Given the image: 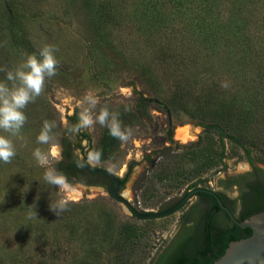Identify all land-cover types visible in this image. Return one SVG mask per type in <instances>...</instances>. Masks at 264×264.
I'll use <instances>...</instances> for the list:
<instances>
[{"label": "rangeland", "instance_id": "374dc122", "mask_svg": "<svg viewBox=\"0 0 264 264\" xmlns=\"http://www.w3.org/2000/svg\"><path fill=\"white\" fill-rule=\"evenodd\" d=\"M96 1L112 12L94 14L83 0H0V68L19 66L46 44L57 47L59 60L57 74L24 109L21 134L10 136L16 156L0 164V264H119L123 224L136 228L134 263L153 264L197 202L192 197L178 212L142 220L65 166L66 187L45 184V171L59 173L65 151L124 178L121 195L140 213H164L189 192L247 171L248 153L264 168V0ZM200 21L206 37L194 32ZM166 50L181 54L170 62L176 71L167 70ZM146 68L159 80L132 70ZM88 94L99 99L95 115L107 107L130 130L112 152L99 149L106 126L70 132L69 118L79 116ZM215 100L249 116L240 133L223 124V142L196 117L214 110ZM45 121L55 126L50 142L40 144ZM37 148L49 154L44 166L33 157ZM90 150L100 151L99 159L90 160ZM60 199L67 207L57 216L49 203ZM91 244L99 251L86 260Z\"/></svg>", "mask_w": 264, "mask_h": 264}, {"label": "flooded vegetation", "instance_id": "af4514ba", "mask_svg": "<svg viewBox=\"0 0 264 264\" xmlns=\"http://www.w3.org/2000/svg\"><path fill=\"white\" fill-rule=\"evenodd\" d=\"M67 153L71 154L69 162L73 161L75 165L71 171L81 175V183L98 185L109 190L108 186L112 181L107 176L91 173L82 165L84 160L79 161L71 152L65 151L66 158L69 157ZM248 164L247 171L227 174L224 179H220L216 188L204 186V189L214 192L221 199L224 208L211 194L199 193L193 196L197 202L183 214L180 228L154 259L155 262L162 259V264H179V260L185 259L207 262L205 264L214 263L234 241V236L246 238L245 229H242L233 218L239 222L244 221L248 217L243 215L260 212L259 208L263 205L261 202L264 201V168L257 166L253 160H248ZM119 179L121 195L125 179ZM235 193L237 196L234 197ZM186 195L170 210L177 207Z\"/></svg>", "mask_w": 264, "mask_h": 264}, {"label": "clouds", "instance_id": "9594fccd", "mask_svg": "<svg viewBox=\"0 0 264 264\" xmlns=\"http://www.w3.org/2000/svg\"><path fill=\"white\" fill-rule=\"evenodd\" d=\"M57 51L55 45L46 44L38 52L27 55L19 66L12 69L0 68V71L5 73L4 79H0V130L9 134H0V164L11 163L16 156V147L10 136L15 137L21 134V129L27 121L24 109L41 95L46 80L57 74L59 64L56 56ZM98 102V97L92 94L83 98L81 104L86 106L82 107L78 123L70 129V132L78 133L82 129H90L95 123H99L109 129V134L112 137L121 141L127 140L131 134L130 130L122 129L117 113L110 112L107 107L102 108L98 115L93 113ZM54 126V122L45 121L37 136V142L48 144L52 139L51 134ZM52 154L58 155L59 153L54 150ZM100 155V151H88L90 160L99 159ZM33 157L39 165L44 166L48 162L49 154L37 148L33 152ZM43 181L58 189L66 187L68 184L67 178L55 169L46 170ZM66 207L67 202L64 199L49 203L50 210L57 216ZM36 215L38 217L37 210Z\"/></svg>", "mask_w": 264, "mask_h": 264}, {"label": "trees", "instance_id": "16d2710c", "mask_svg": "<svg viewBox=\"0 0 264 264\" xmlns=\"http://www.w3.org/2000/svg\"><path fill=\"white\" fill-rule=\"evenodd\" d=\"M83 1H84L83 4H84V7H85V10L90 8V12H92L94 14H101L102 12H106V11L109 12V13L112 12V9H107V6H108L107 2H104V1H99L98 2L96 0H93V2H91V0H83ZM257 1H259V3L261 2V0H257ZM236 6L237 5H235V7ZM205 8L202 9L201 12L204 11ZM234 10L235 9H233V11ZM149 19H150V16L148 17V20ZM204 23H205V21H203V22L200 21L198 26H196V27L193 26V25L192 26L194 28V32L198 33V35L199 34L200 35L203 34V37H206V36H204L205 33L202 31L203 28H201L204 25ZM160 27H161V25H160ZM149 29H150V26H147L145 31L147 32ZM200 39H203V38L200 37ZM196 40H198V39H196ZM196 40L193 39L192 42H195ZM202 52L203 51H201L200 54ZM173 53H175V54H172V53H170V51L166 50V51H164L161 54V57L163 58V60L168 62L167 70L169 68H171L172 64L170 62L173 60V58L177 57V55L181 56V54H178L177 51H173ZM192 56L193 57H191V58L193 59L194 55H192ZM202 56H204L205 58L207 57V55L206 56L205 55H200L199 57L202 58ZM197 58H198V56H197ZM122 59H124V58L122 57ZM186 61H188V59H186ZM188 62L184 63L183 65L187 66ZM190 65H192V64H190ZM176 67H177V65H176ZM176 67L172 66V68L174 69V70L173 69L172 70L176 71L175 70ZM178 68H181V67L179 66ZM191 68H193V67L191 66V67H185L184 68L183 72L187 73V74L184 75L185 78H189L190 72H191ZM132 70H136L137 74L143 80H147V81H151L152 80L151 77H155L153 79H156V77L158 76V74L149 73V70H147V68L144 71H139V69H132ZM178 70H180V69H177V71ZM196 75L199 76V74H196ZM156 80H159V79H156ZM216 85H218V84H216ZM213 104L214 105L217 104V106L215 107L214 110H208V112L207 111L204 112L202 116L199 115V114H197V116H196L197 118H200V120H202V121L206 120V123H204L206 128L208 130H212V131L215 130L216 132H218L220 140L222 142H223L224 138L227 136L226 135V130L222 127L223 124L230 125L229 128H232V129L234 128V130L237 133H240V131L243 129L244 124L249 119V116L247 115V112L246 111L242 112L241 110L234 109L233 106L227 107L226 103H224V101L216 102V100H215L214 103H212V105ZM78 119H79V116L76 114V115L70 117L69 121L71 122L72 126H74V125H76L78 123ZM233 122H236L235 126L233 125ZM236 140L238 141V139H236ZM119 142H120V140L117 139V138L112 137L109 134V130H107L106 133L103 135L101 141L99 142V149H102V150H104L106 152H112L118 146ZM67 156H69V157L66 158V156H65L64 161H62V162L57 164L56 168L59 171V173L61 172V174H63V166H65V168L67 170H70V171L75 168L74 162L73 161L71 163L69 162L70 161L69 158L71 157V154H67ZM248 160H252V157H251L250 153H248ZM63 175L66 176L67 174L64 173ZM124 182H125V180H124ZM3 186L7 187L8 185L4 184ZM111 186H112V183L110 182L108 188L111 187ZM261 204H263V205H261V207L259 208L260 212L264 210V201L261 202ZM250 215H253V213H247V214H245L243 216L247 218ZM245 231H246V235L244 237H249L252 234V230L249 229V228L245 229ZM118 235L123 241V253H122L121 257H120L119 264H135L134 260H133V254L135 252V245L137 244L136 240H135L137 238L136 237V228L134 227L133 224H129V225H124L123 224L119 228ZM233 239H234V241H236V240H239L240 237L234 236ZM91 246H92V244H91ZM90 248L91 249H89V256L87 257L86 260L94 259L95 255L99 251V245H93ZM86 262L87 261L82 260L81 264H84ZM155 263L156 264H162L163 261H162V259L160 261H158V262H155V260H154L153 264H155ZM205 263H207V262H204V261L200 262L199 260H194V261H187L185 259L179 260V264H205ZM210 263L211 262H208V264H210Z\"/></svg>", "mask_w": 264, "mask_h": 264}, {"label": "water", "instance_id": "95a60500", "mask_svg": "<svg viewBox=\"0 0 264 264\" xmlns=\"http://www.w3.org/2000/svg\"><path fill=\"white\" fill-rule=\"evenodd\" d=\"M82 165L93 174L107 176L113 183L107 190L108 194L115 201L122 203L133 216L142 220L158 219L178 212L193 196L199 193L213 195L218 200L219 205L224 208L221 199L214 192L199 188L189 192L183 201L170 211L164 213H140L125 197L120 195L119 177L108 170L95 168L87 160H84ZM233 219L242 229H251L252 234L249 237L231 242L225 253L212 264H264V210L251 215L242 222L237 221L235 218Z\"/></svg>", "mask_w": 264, "mask_h": 264}, {"label": "bare ground", "instance_id": "6f19581e", "mask_svg": "<svg viewBox=\"0 0 264 264\" xmlns=\"http://www.w3.org/2000/svg\"><path fill=\"white\" fill-rule=\"evenodd\" d=\"M187 139H189V138H187ZM187 139H186V140H187Z\"/></svg>", "mask_w": 264, "mask_h": 264}]
</instances>
